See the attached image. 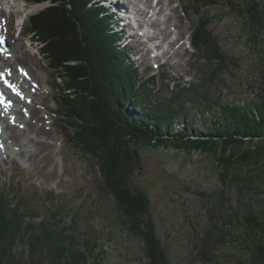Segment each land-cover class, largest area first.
I'll list each match as a JSON object with an SVG mask.
<instances>
[{
	"label": "rangeland",
	"instance_id": "obj_1",
	"mask_svg": "<svg viewBox=\"0 0 264 264\" xmlns=\"http://www.w3.org/2000/svg\"><path fill=\"white\" fill-rule=\"evenodd\" d=\"M126 1L129 11L124 15L116 12L115 0L98 2L107 9L110 27L119 33L117 44L124 51L130 50L124 53V62L138 70V85H146L145 104L180 90L182 95L175 94V98L185 105L186 112L206 117L203 110L207 102L201 103L198 96L205 94V89L208 102H218L213 104L217 111L219 103L252 99L263 86L264 27L259 21L256 25L244 11L255 4L264 8V0H214L207 6L198 0L200 13L188 0H160L157 8L152 0L154 11L148 10L146 19L154 23L148 26L145 21L144 31L149 37H160L156 60L151 59V45L139 37L140 29H133L139 24L131 18V12L138 10L134 7L137 2ZM150 1L138 0L139 6L146 8ZM185 2L193 9L189 13ZM0 3L2 24L7 17L12 42L20 47L10 61L11 68L19 75V67L29 71V86L37 91L32 109L16 104L18 114L26 118L22 126L6 119L4 142L10 150L0 154V189L10 196L16 194L12 201L20 195L38 215L37 221L49 219L61 227H72L69 231L80 245L85 238L97 240L106 251L104 263L140 264L142 241L131 234L125 236L124 212L107 193L96 160L71 142L67 129L70 135L74 130L62 122V113L56 114L65 105L58 107L54 97L66 102L67 90L31 27V17L49 7L50 0L33 5L27 0ZM198 26L206 37L201 49L191 42L192 31ZM34 82L40 88L34 87ZM193 85L198 87L191 89ZM140 155L141 164L133 169L130 183L145 191L157 236L167 247L172 264H246L249 252L242 224L246 211L230 216L229 206L235 207L241 199L259 208L264 196L234 181L223 182L215 156L201 150L145 145L140 147ZM257 172L256 183L249 185L264 187V168ZM227 229L235 237H223ZM224 238L226 242H222ZM205 239L219 248L203 252Z\"/></svg>",
	"mask_w": 264,
	"mask_h": 264
},
{
	"label": "trees",
	"instance_id": "obj_2",
	"mask_svg": "<svg viewBox=\"0 0 264 264\" xmlns=\"http://www.w3.org/2000/svg\"><path fill=\"white\" fill-rule=\"evenodd\" d=\"M27 1L33 5L45 0ZM50 2L31 17V27L43 43L51 67L64 80L66 102L57 96L54 100L58 107L65 105L57 113H62V121L72 127L73 134L63 126L71 142L96 160L107 193L124 212L125 236L131 234L142 241L140 264H172L167 247L157 236L145 191L130 183L133 169L141 164L140 147L166 144L209 153L222 170L223 182L234 181L264 196V187L249 185L256 183L257 171L264 168V82L252 99L219 103L217 111L213 104L218 102H208L205 89V94L198 96L201 103L207 102L206 117L186 112L185 105L175 98V94L182 95L180 90L145 104L146 85H138L137 70L124 62L126 51L117 44L118 35L110 29L98 0ZM202 2L207 6L214 0ZM188 3L193 9L196 4L194 11L200 13L198 0ZM184 5L189 13V5ZM263 10L255 4L244 12L264 27ZM201 33L199 26L192 31L196 49L204 46L206 37ZM202 85L206 86L207 80ZM193 86L191 89L198 87ZM9 194L0 189V264H108L104 263L106 251L97 240L85 238L80 245L69 231L72 227H61L49 219L37 221L38 215L20 195L12 201L16 194ZM229 208L230 216L246 211L242 224L249 255L244 263L264 264V203L256 208L240 199ZM226 234L235 237L230 229L223 237ZM214 248L219 246L204 240L203 252ZM111 260L119 262V258Z\"/></svg>",
	"mask_w": 264,
	"mask_h": 264
},
{
	"label": "bare ground",
	"instance_id": "obj_3",
	"mask_svg": "<svg viewBox=\"0 0 264 264\" xmlns=\"http://www.w3.org/2000/svg\"><path fill=\"white\" fill-rule=\"evenodd\" d=\"M135 1L137 3L134 5V7L138 8V10H137L136 13L134 11L131 12L134 15V17L132 16L131 18H133L136 21H138L137 23H139V24L137 26H134L133 29H135V28H137L138 30L140 29L139 37L144 39V41H146V43L151 44L150 48H151V51L153 52V56L157 58L158 57V52L161 49L160 44L157 43V41H158L157 38L159 39L160 37L159 36L158 37H149L148 34H146V32L144 31V26H146V25L149 26L153 22V21L149 22V20L146 19L147 12H149L148 10H150L151 12L154 11V10H152L153 9V5H151V4H153L152 0L150 1V4H148V6H146V8L140 7L138 0H135ZM160 2L161 1H159V3L157 5H159ZM114 3L116 4L115 5V9H116V12L118 14L124 15L125 13H128L129 6H128V2L127 1L125 2V0H115ZM157 5L154 6V8L159 7ZM1 7L2 6H1V3H0V8ZM102 7L104 9L103 10L104 11V16L107 17L108 16L107 15V9L104 6H102ZM157 14H160V11ZM8 20L9 19L7 17H5L4 18V24L0 25V37L6 38V40H8L10 42V47H11L8 51H5V52L1 53V50H2L1 48H3V45L0 44V75H1L0 84H1L2 75H6L7 73H8V75L11 74L18 81V84H19L18 87H19V90H21V94L18 93V95L14 96V102H13V105L10 108H8V109L5 108L4 110H0V154L6 152L7 150H10V148H8L7 145H5V142H4V137H5L4 135L6 133V128L8 126V125L5 124L6 123V119H7L8 123H13V124L19 123V126L20 125L22 126L24 121H26V118H24L23 116L18 114V110H17V107L15 106V104L19 105L20 107H22L25 110L32 109L33 95H35L36 92H37L35 88H31V86H29V82H28L27 79L21 77L18 73H14L13 69L11 68L10 61L12 59L14 60L16 53L20 50V47L17 46V44L12 42V37L10 35L11 32H9V28H8L9 25L7 26ZM145 21L147 23L146 25H145ZM111 23L112 22L110 21V25H111ZM110 29H112V28L110 27ZM150 29H151V27H150ZM148 31H150L149 28H148ZM112 32L115 33L113 31V29H112ZM115 34L118 35L119 34L118 31ZM126 49H127L126 52L130 51L129 48H126ZM2 51H4V50H2ZM156 51H157V53H156ZM164 54H166V53H164ZM3 55H4V57H3ZM1 57H3V58H1ZM9 72H10V74H9ZM62 122H64V121H62ZM2 145H5V147L2 146Z\"/></svg>",
	"mask_w": 264,
	"mask_h": 264
},
{
	"label": "snow or ice",
	"instance_id": "obj_4",
	"mask_svg": "<svg viewBox=\"0 0 264 264\" xmlns=\"http://www.w3.org/2000/svg\"><path fill=\"white\" fill-rule=\"evenodd\" d=\"M4 41H3V39H0V44H2Z\"/></svg>",
	"mask_w": 264,
	"mask_h": 264
}]
</instances>
